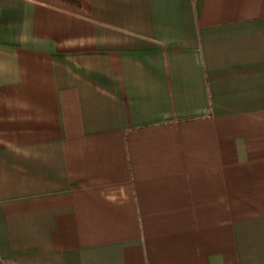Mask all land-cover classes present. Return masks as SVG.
Here are the masks:
<instances>
[{
    "label": "crops",
    "instance_id": "obj_1",
    "mask_svg": "<svg viewBox=\"0 0 264 264\" xmlns=\"http://www.w3.org/2000/svg\"><path fill=\"white\" fill-rule=\"evenodd\" d=\"M0 264H264V0H0Z\"/></svg>",
    "mask_w": 264,
    "mask_h": 264
},
{
    "label": "trees",
    "instance_id": "obj_2",
    "mask_svg": "<svg viewBox=\"0 0 264 264\" xmlns=\"http://www.w3.org/2000/svg\"><path fill=\"white\" fill-rule=\"evenodd\" d=\"M62 1H65V2H68V3H72V4H77L78 3V0H62Z\"/></svg>",
    "mask_w": 264,
    "mask_h": 264
}]
</instances>
